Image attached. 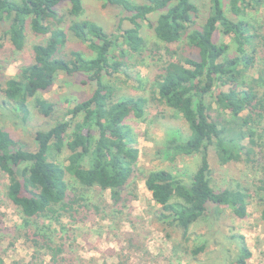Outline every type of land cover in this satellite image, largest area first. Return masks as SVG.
I'll return each mask as SVG.
<instances>
[{
	"label": "trees",
	"instance_id": "16d2710c",
	"mask_svg": "<svg viewBox=\"0 0 264 264\" xmlns=\"http://www.w3.org/2000/svg\"><path fill=\"white\" fill-rule=\"evenodd\" d=\"M62 1L70 2L69 15L81 13V0H0L2 36L15 50L24 48L27 27L34 35H47L44 41L32 45V61L0 85V93L17 105L24 119L29 114L30 99L39 114H54L55 104L37 93L48 91L59 72L82 74L86 77L83 82L95 83L92 92L66 109L53 125L35 132V149H27L0 127V171L8 179L6 195L22 212L25 240L35 252L46 249L52 254V264H62V249L54 254L56 248L41 230L45 218L59 222L66 214L78 217L80 213H107L110 208L120 212L136 197L125 191L139 158L135 135L125 120L131 115L142 118L150 102L173 109L189 130L185 138L175 133L167 140V157L200 154V163L189 182L166 169L149 170L144 177L153 201L160 205L158 218L181 231L178 245L193 257L198 255L205 243L190 247L189 230L208 213L209 205L226 206L244 217L253 195L238 187L220 191L212 187L210 148L221 164L255 162L259 152L261 176L255 198L264 219V30H260L264 24L254 26L243 18H229L221 0H209L208 13L199 28L193 27L198 8L192 0H100L104 7H121L128 12L124 19L130 26L122 28L119 18L115 34L93 20L72 19L68 31L93 55L86 57L80 50H71L69 57H63L67 32L62 26L64 14L56 12ZM263 4L264 0H230V10L237 16ZM153 14L152 22L149 17ZM145 22L164 43L167 60L154 76L149 96L115 99L111 80L131 67L126 59L133 54L138 55L135 63L142 62L146 44L141 30ZM219 28L234 42L235 55H226L228 43L215 41ZM183 38L185 47L172 49L171 45ZM186 47L196 49V55H185L183 52L189 50ZM174 55L176 60L171 59ZM225 112L229 115H222ZM63 149L67 152L64 165L55 160ZM67 175L78 182L79 193L70 191ZM94 186L109 189L112 203L101 200L90 206L84 202L82 193ZM250 255L241 237L236 263L246 264ZM26 264L36 262L31 258Z\"/></svg>",
	"mask_w": 264,
	"mask_h": 264
},
{
	"label": "rangeland",
	"instance_id": "374dc122",
	"mask_svg": "<svg viewBox=\"0 0 264 264\" xmlns=\"http://www.w3.org/2000/svg\"><path fill=\"white\" fill-rule=\"evenodd\" d=\"M134 1L141 2V0ZM192 1L198 8L193 27L199 28L208 13L209 0ZM221 2L229 18H243L254 26L264 24V4L257 9H247L236 16L230 10V0H221ZM81 3L82 11L78 16L68 14L69 1H62L56 6V12L64 14L62 26L67 32V42L61 52L63 57H69L71 50H80L86 57L93 55L84 43L68 31L67 27L72 19L93 20L106 32L115 34L118 33L116 25L119 18H122V28L130 26L128 20L124 19L129 13L121 7H104L100 0H81ZM149 19L153 22L155 14L150 15ZM25 32L24 48L17 51L9 39L2 36L0 29L1 86L6 78L15 75L20 66L32 61V45L44 41L47 37V35H34L29 27ZM141 34L146 44L141 54L142 62L135 63L138 55L133 54L126 59L131 67L125 69V72L122 69L116 75V79L111 80L116 88L115 99L137 95L149 96L154 76L161 64L167 60L164 43L156 38L153 29L146 22ZM185 40L183 38L172 44V49L177 46L185 47ZM215 41L229 44L227 56L237 53L231 37L222 34L220 28L216 32ZM186 48L189 50L183 52L185 55H196V49ZM174 56L171 59L176 60L177 55ZM252 71L250 70L249 74ZM85 79L86 77L82 74L67 75L59 72L54 85L48 91L37 93L55 104L54 114L48 117L39 114L33 99H30L27 104L29 114L24 119L17 105L6 100L0 93V127L9 131L27 149H35V132L48 129L66 109L92 92L95 83L83 82ZM207 99L210 100V97ZM213 107L217 108L214 102ZM222 115L227 116L229 113L225 112ZM125 121L135 135L134 145L139 150L134 178L125 191H129L136 197L132 198L120 212L110 208L107 213L104 211L90 212L87 215L80 213L78 217L66 214L61 216L59 222L45 218L43 221L45 228L41 230L45 231L44 234L51 240V245L56 248L54 254L59 248L62 249L59 253L62 264H237L241 237L251 253L246 264H264V219L261 218L260 204L255 198L257 180L261 176L259 152L255 162L221 164L213 148H210L209 179L212 187L217 191L238 187L253 195L246 207L244 217L235 215L226 206L209 205L208 213L193 223L189 230L190 247L205 243L204 250L193 257L178 245L181 231L167 226L158 218L160 205L153 201L151 193L144 184L145 175L153 169H166L184 182L190 181L200 163V154L169 158L167 151L164 152L167 140L172 136L175 137V133L181 138L188 136L187 124L173 109L155 102L147 105L142 118L131 115ZM66 155L67 152L63 149L55 156V160L64 165L67 163ZM66 178L70 191L79 193L81 189L78 182L71 176L67 175ZM7 184L6 174L0 171V264H26L31 258L36 264L40 262L52 264L50 262L52 254L49 251L40 249L35 252L31 243L25 240L27 230L24 225V216L20 209L8 200ZM82 196V200L90 206L91 203L98 204L101 200L111 204L113 200L109 189L101 190L97 186L87 189ZM33 255H36V258Z\"/></svg>",
	"mask_w": 264,
	"mask_h": 264
}]
</instances>
